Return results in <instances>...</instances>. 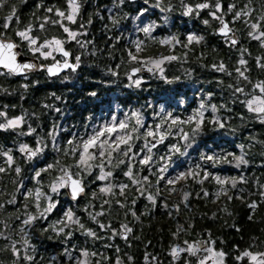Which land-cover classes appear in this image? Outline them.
<instances>
[{"label":"snow or ice","instance_id":"6c2138e0","mask_svg":"<svg viewBox=\"0 0 264 264\" xmlns=\"http://www.w3.org/2000/svg\"><path fill=\"white\" fill-rule=\"evenodd\" d=\"M134 3L135 0H111V6L106 9L109 15L105 33H111L106 47L120 52L119 62L115 63V69L108 68V75L119 79L123 69L126 80L123 86L127 89L142 88L148 82L144 76L147 73L168 86L164 89L168 94L165 109L178 108L180 112L157 109L151 103L128 110H117L119 106H116L109 107L107 115L92 111L87 116L81 115L78 124L64 126L66 113L54 104H43V108L64 120L53 119L49 127L37 128L27 112L15 114V104L11 105V115L8 104L0 107V132L9 133L12 138L11 146L0 145V177H8L13 186L6 199L0 200V209L13 206L15 211L10 216L17 222L13 227L0 221L4 225L0 229V240L5 241L4 249L14 258L11 264H38L33 238L37 232L40 236L48 234L49 240L55 238L60 245L61 264H123L118 247L115 254L109 256L99 250L97 243L103 242L99 247L108 249L111 247L108 242L114 237L126 241L133 229L124 222H120L118 228L113 227L104 222V217L110 220L111 211L116 207L133 221H139L148 211L137 214V202L143 199L175 218L173 212L179 213L181 205L189 206V181L201 186L204 198L209 197V192L203 185L213 182L216 186L211 192L213 201L221 196L227 201L233 196L237 200L246 199L241 195L243 190L237 188L238 184L247 182L243 173L238 174L239 178L218 174L223 165L235 169L249 165L245 145L236 144L240 149V154L236 155L234 151L221 148L214 136L234 135L237 128L230 122L234 117L243 122L245 112L250 122L264 125V75L257 73L254 78L250 64L251 59L255 69L264 72V53L253 57L250 51L253 41L264 49V0H256L255 4L253 0H246L242 6L234 0L226 5L223 0H179L178 5L173 0H143V6L133 9L130 15L125 9ZM5 6H8L7 0H0V8ZM8 7V14L0 21V77H20L25 82L19 87L26 91L34 73L48 79L60 78L65 73L63 81L69 79L68 72L78 73L86 52L76 54L70 45L86 50L94 43L87 39V25L93 23V18L90 16L86 22L80 19L81 0H56L47 6L37 2V11L23 26L16 6ZM177 10L184 18L195 16L205 28L212 27V35L225 47L238 51L231 72L223 61L208 65L213 72L235 81L225 86L223 80H216V84L229 90L234 107L212 103L210 91L198 97L195 106L185 99H177L181 95L176 90L181 77L169 76L166 65L178 60L187 62L192 46L205 39L193 32L156 35L161 26L150 14L158 12V19L167 24L169 15ZM205 12L206 17L201 18ZM123 21H130L133 26L127 29L129 35H117L113 31L124 28ZM237 24L243 25L249 47L237 39ZM50 31L54 34L47 35ZM9 32H14V36ZM149 47L166 51L145 55ZM177 49L182 50L180 54ZM38 83L31 80L32 87ZM4 91L0 88V93ZM49 95L56 101L63 100L61 95ZM87 95L96 99L99 94L89 91ZM235 106L241 109L239 114ZM220 110H224L225 115L221 116ZM249 139L254 140V137L250 135ZM253 183L257 189L255 194L264 201V184ZM175 192L180 193L179 200L169 202L163 196V193ZM200 193L197 199L201 198ZM82 198L87 199L81 205ZM77 206L83 215L77 213ZM246 206L255 209L257 201L251 200ZM185 224L176 223V230L170 232L172 241H176H170L166 251L170 264H264V241L258 244L256 238H251L243 248L233 243L225 251V241L214 238L209 229L197 231L193 236V222L186 220ZM230 227L240 231L235 224ZM12 232L16 238L11 236ZM127 259L131 264L133 258L128 256ZM157 260V256L145 252L144 264H157ZM55 261L56 257L52 256L49 264Z\"/></svg>","mask_w":264,"mask_h":264},{"label":"trees","instance_id":"16d2710c","mask_svg":"<svg viewBox=\"0 0 264 264\" xmlns=\"http://www.w3.org/2000/svg\"><path fill=\"white\" fill-rule=\"evenodd\" d=\"M85 1L86 7L81 13L80 19L86 22L90 16L93 18V23L87 25V39L94 43L89 45L86 50L78 48L75 44L70 45L71 50L76 54L86 52L82 56V65L78 73L72 74L68 72L69 79L67 81L62 80L64 74L60 78L53 79H48L41 73L33 74L28 81L30 86L26 91L19 87L20 83L25 82L21 78L0 77V88L5 89L3 93H0V107L8 104L9 114L11 115L13 113L11 105L15 104V114L27 112L30 122L37 128L49 127L50 121L53 119L57 121L64 120L60 115L50 112L47 108H43V104H54L66 113L67 119L64 120V126L78 124L81 115L87 116L92 111H95L97 115H101L112 104L119 106L118 109L123 110L141 108V106H146L148 103L153 104L158 109L159 104H163L162 110H175L179 114L180 109L178 108L165 109V99L168 94L164 89L168 86L163 85L158 79L145 76L148 82L144 83L142 88L126 89L123 86V83H126L123 69L120 70L119 79L108 75V68L112 67L115 69V63H118L120 59L118 49L113 50L106 47L110 43L108 36L111 35V33L107 35L105 33L106 18L109 15L106 9L111 6V0ZM223 2L226 5L228 2H233V0H223ZM234 2L242 6L246 0H234ZM173 3L178 5L179 0H173ZM255 3L256 0H253V4ZM136 4L137 7L143 5V0H139ZM7 5L16 6L21 26L27 23L32 18V14L37 11L35 3L31 0H7ZM8 6L0 8V21L8 14ZM137 7L131 8L129 6L125 11H128L131 15L132 10ZM158 16V12L156 15L150 14L151 19L156 20L161 26L156 35H165L170 32L182 35L185 32H193L205 37L201 44L192 46L193 50L188 53L187 62L178 60L166 65L165 70L169 76L174 74L181 77L179 86L176 89L181 95L177 99H185L186 103L195 106L198 97L210 91L213 94L211 97L212 103L217 105L225 103L227 107H234L229 99V90L216 84V80H223L225 86L229 82L235 83V81L231 80L227 75L213 72L208 65L213 62L219 63L223 61L228 71L231 72L235 66L238 51L225 47L217 36L212 35V27L205 28L195 16L192 19L184 18L179 14V10H177L169 15L167 24L158 19ZM205 17L206 12L202 14L201 18ZM122 23L125 25L124 28L113 31L117 35L121 33L129 35L127 29H129L130 21H123ZM15 27L16 24L13 22V28ZM235 28L237 29L236 33L240 43L245 47H249V42L243 35V25L237 24ZM46 34L52 35L54 33L50 31ZM9 35L14 36V32H9ZM213 49L216 50L213 51ZM165 51L166 49L160 47H149L145 55ZM176 51L180 54L182 50L177 49ZM250 51L253 57L264 53V49L259 48L254 41L251 42ZM92 52H95V55H92ZM250 64L253 69L252 75L254 78L257 73L264 75V72L255 69L251 59ZM201 65H204V67H201ZM234 75L235 73H233ZM33 79L39 81L35 87L31 86V80ZM172 87L175 88L176 86ZM89 91L98 92V97L96 99L89 97L87 95ZM50 93L61 95L63 100L56 101L54 96L49 95ZM21 95L24 96L23 100L20 99ZM148 111L150 113L151 110ZM235 112L237 114L241 112L239 106H235ZM33 113H35V116L32 115ZM219 114L221 116L225 115L224 110H220ZM244 115L246 118L243 122L235 117L230 122L232 126L237 128L234 135L214 136V139L219 143L221 148L234 151L236 155L240 154V149L236 148V144L243 143L245 145V159L249 161V165L247 167L242 166L240 169L223 165L218 170V174L222 176H237L239 178L238 174L243 173L247 182L238 184L237 188L243 190L241 195L246 197V199L237 200L233 196L231 201H227L221 196L216 201H213L211 199V192L216 187L213 182L203 185L204 189L209 192V197L204 198L202 193H200L201 186L189 181L188 191L190 192V197L187 201L189 206L188 208H184L181 205L179 213L173 212L175 218L170 217L168 212L159 206L153 208L143 199L137 202V214L139 215L140 212L146 209L148 211L146 215L141 216L139 221H133L130 215H124L123 210L113 207L111 219L109 220L105 216L104 222L111 223L116 228L119 227L120 222H124L133 229V232L128 234L126 241L119 237H114L113 241L108 242L111 244V247L108 249L99 247V244L103 242H98L97 247L99 250L106 255L112 256L118 247L123 264H130L127 259L128 256L133 258L131 264H144L145 252L149 256H157V264H170V258L166 255L169 243L172 241L170 232L176 230V223L186 226V220H190L194 224L192 230L193 236H195L197 231L209 229L214 238H221L225 241V251H228L233 243L243 248L250 242L251 238H256L258 244L260 241H264V201H261L260 197L255 194L257 189L253 183L264 184V125L255 121L250 122L247 119L246 112ZM250 135L254 137V140L249 139ZM0 145H12V138L9 133L0 132ZM219 150L220 148H217V151ZM193 155L195 156V154ZM12 187L11 180L8 177H0V193H4L3 196H0V200L6 199ZM198 193L201 195L200 199L196 198ZM249 193H252V195H249ZM179 195V192H175L172 195L163 193V196H166L169 202L179 200ZM85 199L87 198L81 199V205ZM251 200L257 201L255 209H249L246 206ZM221 208L225 209V211H220ZM14 211L15 208L13 206L0 209V221H4L15 227L17 222L10 216ZM77 213L83 215L79 211V206H77ZM249 214H251V219H249ZM52 218L55 219V215ZM86 222L92 226L90 221ZM232 224H235L240 231L236 232L231 228L230 225ZM3 228L4 225L0 223V229ZM4 231L9 232L8 229H4ZM10 234L13 238H16L14 232ZM47 236L48 234L40 236L38 232L33 235L34 243L37 246L36 260L38 264H49L51 257L55 256V264H61L60 245L56 242L55 238L49 240ZM79 239L81 242L83 241L82 237ZM172 242L176 243V241ZM4 244L5 241L0 240V264H11L14 258L4 249ZM217 247H220L219 243H217Z\"/></svg>","mask_w":264,"mask_h":264},{"label":"flooded vegetation","instance_id":"af4514ba","mask_svg":"<svg viewBox=\"0 0 264 264\" xmlns=\"http://www.w3.org/2000/svg\"><path fill=\"white\" fill-rule=\"evenodd\" d=\"M33 1L35 4L37 2H43L46 6L50 5V4H54L56 3V0H31ZM139 1V0H138ZM137 1V2H138ZM137 2H135L134 4L131 5V8L137 7ZM86 7V1L85 0H81V13L84 11V8ZM65 74V73H64Z\"/></svg>","mask_w":264,"mask_h":264},{"label":"rangeland","instance_id":"374dc122","mask_svg":"<svg viewBox=\"0 0 264 264\" xmlns=\"http://www.w3.org/2000/svg\"><path fill=\"white\" fill-rule=\"evenodd\" d=\"M141 6H143V5H141ZM132 27H133V26H132L131 23H130L129 29H131ZM129 34H130V33H129ZM194 91H195V90H194ZM111 107L116 108V105H115V104H112ZM161 107H163V104H159L158 109H162ZM117 110H119V109H117ZM107 112H108V109L106 110V112H103V114H101V116H103V115H107Z\"/></svg>","mask_w":264,"mask_h":264},{"label":"water","instance_id":"95a60500","mask_svg":"<svg viewBox=\"0 0 264 264\" xmlns=\"http://www.w3.org/2000/svg\"><path fill=\"white\" fill-rule=\"evenodd\" d=\"M137 1H138V0H135V2H137ZM236 35H237V33H236ZM237 39L239 40L238 35H237ZM34 74H38V73H34ZM62 74H64V73H62ZM62 74H61V75H62ZM144 76L149 77L147 73H145ZM14 78H20V77H14Z\"/></svg>","mask_w":264,"mask_h":264}]
</instances>
